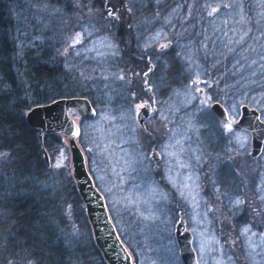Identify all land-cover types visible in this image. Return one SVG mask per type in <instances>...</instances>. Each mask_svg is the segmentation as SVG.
<instances>
[{
    "label": "trees",
    "instance_id": "trees-1",
    "mask_svg": "<svg viewBox=\"0 0 264 264\" xmlns=\"http://www.w3.org/2000/svg\"><path fill=\"white\" fill-rule=\"evenodd\" d=\"M221 1L128 0L129 5L126 0L88 2L104 12L102 5L113 7L117 3L125 16L122 20L106 16L110 21L107 27L97 23L102 18H94L116 41L117 52L107 61V68L116 70L115 76L140 81L138 76L146 62L135 58L143 51L134 48L131 22L136 25L137 18L147 16L153 20L151 30L164 28L168 34L167 47L144 52L153 65L148 79L162 83L157 86L160 98L169 88L187 85L193 72L198 71L201 78L195 81L205 86L213 101H238L264 113V0H226L220 8L232 6L233 11L226 12L222 20L206 15V3L215 6ZM73 5L76 7L73 0H0V264H107L93 242L68 166H53L54 154L67 149L65 140L57 133L42 134L46 164L41 144L24 120L31 106L58 97L83 96L94 109L97 105L89 90H76L74 78L61 68L62 58L54 53L55 39L46 37L61 25L58 15L69 17ZM25 8L40 10V14L44 13L42 8L55 10L50 17L44 14L47 23L40 27L42 37L38 40L17 17ZM155 51L159 53L156 61ZM195 63L199 67L195 68ZM113 85L120 88L117 93L126 104L133 91L130 85L125 86L123 80ZM115 102L113 97L109 105L112 109ZM209 113L210 123L218 120L211 110ZM213 145L217 142H211ZM249 150L240 160L250 172L251 189L257 184L261 154L251 157ZM219 170L221 180L233 185L234 165ZM261 178L264 186V171ZM242 187L238 185L240 190ZM239 195L241 203L234 207L233 222L237 219L264 226V203L257 200V192L241 191Z\"/></svg>",
    "mask_w": 264,
    "mask_h": 264
},
{
    "label": "rangeland",
    "instance_id": "rangeland-1",
    "mask_svg": "<svg viewBox=\"0 0 264 264\" xmlns=\"http://www.w3.org/2000/svg\"><path fill=\"white\" fill-rule=\"evenodd\" d=\"M88 1L73 0L74 11L67 18L58 15L61 25L58 24L57 31L50 32V36L47 34L46 37L55 39L54 53L62 58L61 68L74 78L76 90H89L96 100V115L93 118L80 119L74 110H70L69 115L79 124L77 141L83 151L86 169L104 199L108 217L118 237L130 254V264H179L171 236L175 222L174 205L183 210L185 225L192 232V247L198 264H264L261 234L264 226L238 222L237 219L233 222L232 216L236 211L234 207L238 205L236 201L241 199V191L257 192V200L264 203L261 178L264 150L258 162L257 184L250 189V172L239 157V154L249 150V135L231 126L240 103L231 101L222 104L225 120L210 123L209 105L213 100L205 91V86L195 81L201 78L198 71L193 72L191 82L169 88L162 98L157 87L162 86L161 83H156L153 78L149 80L156 98V114L148 119L147 124L161 139L157 144L159 152L165 159H176L175 172L167 179L168 185L176 191V200H171L160 191L161 186L148 179L150 164L143 149H135L131 145L133 138L139 135L135 129V112L145 94L141 89L136 90L137 86L134 87L136 79L131 80L121 74L115 76L116 70L113 72L107 68L109 57L117 52L116 41L111 33L95 23L94 18L98 16L95 19L102 18L97 20L98 24L109 26L105 12ZM126 2L129 5L128 0ZM225 3L226 0L215 6L206 3V15L222 20L226 12L233 11L232 6L221 9ZM118 7L117 3L113 7L108 5V13L122 20L125 16ZM213 8L218 10L212 12ZM42 10L44 13L40 14V10L25 8L17 14L23 25L31 29L29 34L36 40L42 37L40 27L44 28L47 23L44 14L50 17L55 13L54 9ZM152 22L147 16L137 18L136 25L131 22L135 28L132 39L136 50H157L167 43V31L164 28L151 30ZM63 24L66 25L64 31ZM77 34L81 41L78 44L75 43ZM158 55L155 51V61L159 59ZM197 66L198 63H195V68ZM142 71L138 76L140 81ZM122 80L133 90L129 92L130 99L126 104L121 103L123 98L117 93L116 89L120 88L113 85ZM108 92L112 94L108 95ZM113 97L116 98L114 109L109 106ZM261 114L259 117L264 121V113ZM225 123L231 129L229 134L218 139L217 145L211 146V142L216 141L215 127L216 130H227ZM53 157V166H68L70 173L66 148L58 150ZM228 161L234 165L236 174L235 182L229 186L218 173L220 164ZM134 168H139L140 180L130 179ZM250 168H253L252 164ZM238 185L243 186L241 190ZM262 214L264 220V212ZM246 227L249 231L243 234Z\"/></svg>",
    "mask_w": 264,
    "mask_h": 264
},
{
    "label": "water",
    "instance_id": "water-1",
    "mask_svg": "<svg viewBox=\"0 0 264 264\" xmlns=\"http://www.w3.org/2000/svg\"><path fill=\"white\" fill-rule=\"evenodd\" d=\"M150 69L151 65L143 73V77ZM209 109L217 118L225 120V110L217 101L211 102ZM70 110H74L80 119H90L95 115V109L86 97L69 96L54 98L48 102L31 106L25 111L24 120L34 131L40 144L43 133H57L65 140L69 152L70 174L83 204L94 244L107 264H130V254L118 237L108 217L104 199L94 186L86 169L83 153L77 144L79 124L69 115ZM153 112L154 106L144 102L137 107L135 119L142 125L144 119ZM231 126L248 133L249 155L257 156L264 144V121L259 117L258 111L252 107L240 105L237 117L231 122ZM41 153L44 162L48 164V156L42 144ZM155 155L156 151L151 150L150 156L156 159ZM173 234L180 264H198L191 247L190 234L185 229L184 220L180 214L174 222ZM261 234L264 241V228Z\"/></svg>",
    "mask_w": 264,
    "mask_h": 264
},
{
    "label": "flooded vegetation",
    "instance_id": "flooded-vegetation-1",
    "mask_svg": "<svg viewBox=\"0 0 264 264\" xmlns=\"http://www.w3.org/2000/svg\"><path fill=\"white\" fill-rule=\"evenodd\" d=\"M102 8L105 10V15L107 17L112 18V19L114 18V16L111 17L108 13V6L102 5ZM110 10H111V8L109 7V11ZM165 44H167V43H165ZM144 54L145 53L143 52L142 55L135 56V58L138 61L146 62V68L140 74L142 81H140V83L135 82L134 87H136L138 85L139 89H141L145 94L144 99H140L139 104L142 105L144 102L151 103L154 106V112L151 115H148L144 119L142 125H140L135 119V129L139 133V135L135 136L133 138V142L131 143V145L134 146L135 149H138V148L143 149V151H144L143 153H145L147 155V159H148V162L150 164V169H149V172L147 174V175H149L148 179L153 180L154 183L161 186L160 191H162V193H164L166 196L170 197L171 200H176V191L168 185V181H167L168 178H171L172 173L175 172L176 159L173 157L165 159L163 154L161 152H159V150L157 149V144L161 141V139L159 136H157L156 134L153 133V131L151 130V128H149V126L147 124L148 119L152 118L156 114V106H155L156 98L154 96V93L152 92L151 83L148 79L149 78L148 75L151 72V70L153 69V65L150 63L149 57L146 54L145 55ZM149 65H151V69L148 71V73L145 75V77H143V73L148 69ZM149 92H150V94H149ZM220 105H222V104H220ZM176 117H177V114H175V118ZM218 120L220 121V120H224V119L218 118ZM236 130H241V129H236ZM215 134H216L215 135V139H216L215 142L218 143L219 142L218 139L226 138V136L229 134V130H223L220 128L219 130H215ZM141 142H142V144H141ZM141 145L143 147H140ZM151 150L156 151V155H155L156 159H153V157L150 156ZM261 152H262V149H261L259 154H261ZM239 157L241 158V154H239ZM228 164H230L229 161L223 162L222 164H220L219 168L223 169ZM130 179H135V181L140 180L139 168L132 169V172H130ZM174 209H175L174 210L175 220L177 219L179 214L182 216V218L184 220L183 210L181 208H178L177 205H174ZM184 227L188 231V233L190 234V237H191L190 243H191V247H192L193 246L192 245L193 244V235H192V232L186 227L185 220H184ZM173 228H174V224L172 225V229H171L172 235L171 236L173 239V243L175 245V255H176V258L179 262V259L177 256V247H176V243L174 240ZM194 253H195V251H194ZM195 258H196V253H195ZM196 261H197V259H196ZM197 263H198V261H197ZM179 264H180V262H179Z\"/></svg>",
    "mask_w": 264,
    "mask_h": 264
},
{
    "label": "snow or ice",
    "instance_id": "snow-or-ice-1",
    "mask_svg": "<svg viewBox=\"0 0 264 264\" xmlns=\"http://www.w3.org/2000/svg\"><path fill=\"white\" fill-rule=\"evenodd\" d=\"M218 9H216V8H213L212 9V12H216ZM210 15L212 14V13H209ZM109 15H112V13L111 12H109ZM81 41H80V37H79V34H77V37H76V39H75V43H80ZM161 47H167V45H161ZM121 79H123V77H121ZM225 127L227 128V130H231L230 128H228V126H227V124L225 123ZM236 203L237 204H239V203H241V201H239V200H237L236 201ZM248 231H249V228H245L244 230H243V234H247L248 233Z\"/></svg>",
    "mask_w": 264,
    "mask_h": 264
}]
</instances>
